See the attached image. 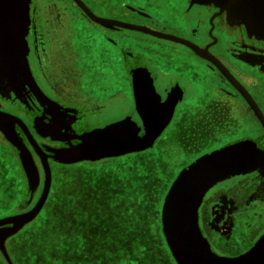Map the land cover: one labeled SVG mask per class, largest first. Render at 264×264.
Returning <instances> with one entry per match:
<instances>
[{
  "label": "flooded vegetation",
  "instance_id": "obj_1",
  "mask_svg": "<svg viewBox=\"0 0 264 264\" xmlns=\"http://www.w3.org/2000/svg\"><path fill=\"white\" fill-rule=\"evenodd\" d=\"M79 1L81 6L75 0H29L23 36L27 63L0 69V113L15 119L4 128L38 171L34 203L43 188L41 158L51 171L50 195L55 166L105 161L66 165L56 151L125 119L141 137L168 114L150 151L162 147L164 138L181 135V146L195 153L172 172L173 180L197 158L234 142L260 152L259 165L213 185L196 212L203 238L218 255L249 250L264 234V41L247 37L242 27H228L212 5L193 14L189 0ZM3 30L13 37L12 18L3 22L0 16ZM193 103V111L187 110ZM194 113L198 118L179 122V114ZM1 142L20 167L25 196L19 209L25 211L34 203L28 202L19 150L0 132Z\"/></svg>",
  "mask_w": 264,
  "mask_h": 264
},
{
  "label": "trees",
  "instance_id": "obj_2",
  "mask_svg": "<svg viewBox=\"0 0 264 264\" xmlns=\"http://www.w3.org/2000/svg\"><path fill=\"white\" fill-rule=\"evenodd\" d=\"M133 169L130 166V173L119 171L106 180L88 177L93 181L87 186L104 189L91 195L69 177H58L40 214L6 240L18 242L12 248L14 258L6 246L12 264H175L159 222L166 193L159 199ZM17 191L21 204L24 187ZM14 196L3 206L13 202ZM92 204L98 215L91 210ZM108 211L112 214L104 215ZM0 264H7L1 254Z\"/></svg>",
  "mask_w": 264,
  "mask_h": 264
},
{
  "label": "water",
  "instance_id": "obj_3",
  "mask_svg": "<svg viewBox=\"0 0 264 264\" xmlns=\"http://www.w3.org/2000/svg\"><path fill=\"white\" fill-rule=\"evenodd\" d=\"M10 1L1 0L0 16L3 22L11 20ZM75 1L80 6L82 5L79 0ZM82 8L89 15V12L83 6ZM92 18L99 20L93 16ZM115 25L159 36L143 28L121 23H115ZM2 37L5 64L12 68L15 65L14 56L19 54V51L13 47L10 30H3ZM189 47L196 54H199L196 46L189 44ZM22 59L24 60L23 57ZM227 77L233 82L229 75ZM238 89L249 100L239 87ZM258 116L260 119L262 118L261 115ZM167 118L168 114L159 116L158 120L146 129L142 137L138 136V129L128 120L107 126L102 130H95L84 136L82 144L66 156L72 158L71 160L60 159V162L96 161L141 152L151 147L153 141L164 128ZM8 119L15 120L0 113V130L5 138L19 150L18 157L27 179L30 198H32L39 184L38 172L29 154L22 150L5 130L4 126L7 124ZM261 121L264 124L263 118ZM38 152L41 154L39 150ZM63 153L60 152L62 155ZM73 155L75 156L72 157ZM245 156L242 148L237 145L224 146L195 160L184 168L172 182L163 201L161 231L176 264H264V235L245 254L227 258L212 253L208 243L200 235L196 224L192 226V221H195L193 217L196 216L197 204H199L205 192L217 182L228 178L235 171L244 172L249 164V161L245 160ZM41 162L44 173L43 188L34 206L19 214L0 219V253L7 264H12V262L6 250V240L32 222L40 214L48 199L51 188V171L46 159L41 158Z\"/></svg>",
  "mask_w": 264,
  "mask_h": 264
},
{
  "label": "rangeland",
  "instance_id": "obj_4",
  "mask_svg": "<svg viewBox=\"0 0 264 264\" xmlns=\"http://www.w3.org/2000/svg\"><path fill=\"white\" fill-rule=\"evenodd\" d=\"M195 96L197 99L199 98V96H197V95H195ZM195 107H196V103H193V104L187 106V110L193 111V109ZM190 118L196 119L198 117H196L195 113L191 114L189 118H187V115L180 116V114H179V116H178V120L180 123L181 122H187ZM125 120L127 121L128 119H125ZM122 121H124V120H121L119 122H122ZM119 122H116V123H119ZM128 122H131L137 128L135 123H133L130 120H128ZM116 123H113V124H116ZM113 124H109L107 126H110ZM0 132H1V130H0ZM138 132H139V129H138ZM89 133H91V132H89ZM89 133L84 134L83 136L80 137V139H84V136H86ZM1 134L4 137V140H6L8 143H10L5 138L3 132H1ZM218 137L219 136H217L216 139H219ZM181 139H182L181 135H179L178 140L173 136H171L170 139L164 138L163 143L161 145L162 147L157 148V150H159V151L153 149L154 151H148L147 153L120 156L118 158L116 157L117 159H115V158H103V159H100L98 161L105 160L104 162H99L98 164H95V165L94 164H84V165H75V166H70V167H58V166L56 167L55 166L54 167L55 172H54V177H53V181H52L51 193L54 191L57 178L58 177L64 178V176H66L64 178L65 180L71 179L72 184H79L81 186V188H83V190L85 192H87L88 195H91L94 193L95 194L101 193V192H103L104 189H102L101 187H99V188L95 187L97 184H95L94 186L91 187V186H87L86 183L89 181H93V179H95V177H99L102 180L103 179L106 180V178L108 176H114L116 174L118 175L119 171H121V172L124 171V172L130 173L131 172V171L129 172L130 166H132V167L134 166L133 171L141 179L145 188L148 190H151L153 194L156 193L158 195L159 199H161L163 197V195H165L164 193L167 194V192H168V190L172 184V181H173L172 172L175 174L181 166H183L184 164H188L190 162V160L188 159L189 157L195 155V153L192 150H186L181 146V144H180ZM189 148H192V147H189ZM161 150H163V155L161 154ZM8 151L9 150H6L4 147V144L1 142L0 143V203L3 202V204L0 205V219L15 215V214H19L21 212H24V211H21L19 209L20 208L19 202H21L22 199H21V196H19L18 191H17L18 188H19V190L23 189V186H24L23 178L20 174L19 166L16 164L14 156L10 153V151L9 152ZM55 153H56V156L57 155L60 156L59 155L60 153L58 151H56ZM156 157H157V159H156ZM54 158H56V157L54 156ZM112 159H114L116 161H114ZM58 162H60V161H58ZM66 165H72V164H66ZM21 169L23 171L22 166H21ZM23 173H24V171H23ZM127 173H125V174L127 175ZM241 173H245V172H241ZM24 175H25V173H24ZM90 176H93L92 180H91V178H88ZM38 177H39V175H38ZM67 177H69V179ZM116 177H118V176H116ZM167 188H168V190L166 191ZM93 189H94V192L92 193ZM10 195H12V196L15 195L13 202H10V204L7 206H3L5 203H7L8 197ZM28 198H29L28 202L32 201L34 203L37 196H35V192H34L33 197L30 198V193H29ZM163 201H164V199H163ZM17 204H19V206H18V209L16 210ZM162 206H163V203L160 206V214H159L160 224H161ZM29 209H27V210H29ZM95 209H96V207H94L92 204L91 210L93 211L94 214L98 215L97 212L95 211ZM10 212H15V213L8 214ZM110 214H112V213L111 212L104 213V215H109V216H110ZM17 244H18L17 241H12V243H10V241H7V243H6L7 250L9 251L12 258H14L12 248H15V246H17ZM209 247H210V245H209ZM242 247L243 246H241V248ZM210 249H211V247H210ZM211 251L216 256L227 257V256L218 255L212 249H211ZM246 252L241 253L239 255H236L234 257H238L240 255H243ZM169 253H170V251H169ZM170 255H171V253H170ZM234 257H227V258H234ZM2 258H3V256H2ZM172 259H173V257H172ZM173 262L176 264L174 259H173ZM14 264H16V263H14Z\"/></svg>",
  "mask_w": 264,
  "mask_h": 264
},
{
  "label": "crops",
  "instance_id": "obj_5",
  "mask_svg": "<svg viewBox=\"0 0 264 264\" xmlns=\"http://www.w3.org/2000/svg\"><path fill=\"white\" fill-rule=\"evenodd\" d=\"M22 1H24L23 4H21ZM28 1L29 0H11V18L13 21L12 42L14 45L13 46L14 49H17L19 51V54H20V55L17 54L14 56V64L18 68L25 67V65L27 63L26 57H25L26 45H25L23 36H24V28H25L24 22L27 19L26 14L28 11ZM211 5L216 10H218V14H224L225 15V22L227 23L228 27H230L232 29H234L235 27H242L245 34L247 35V37L254 38L258 41H264V0H189L188 10L193 12V14H197V12H199V10H198L199 6L204 7V6H211ZM0 7H1V0H0ZM3 52H4L3 37H2V33H0V69L6 68ZM22 57L25 60L24 63H23L24 60L22 59ZM168 100L164 101L163 106L165 103H167ZM173 101L175 102L176 100H173ZM163 131H164V128L161 130L160 134L156 137V139L161 135V133ZM154 141H153V143H154ZM153 143H152L151 147H149L143 151H148V150L150 151V149L153 146ZM228 145H237V146L241 147L242 152L245 153V155H246L245 160L249 161V164L246 166V169L244 172H247L250 169H254L257 165H259V162L261 159V154L258 151V149L255 148V146L253 147V146L246 144L245 142H241V141L234 142V143H231ZM228 145H226V146H228ZM78 146L79 145L72 147V148H69V149H65V150H58L59 153L64 152L63 155L60 154V156L62 157L61 160H67V161L71 160L72 158H67L66 156L69 155V153L71 151H73ZM143 151H141V152H143ZM65 153H66V155H65ZM138 153H140V152L131 153V154H138ZM131 154H127V155H131ZM74 156L75 155H73L72 157H74ZM97 161L98 160H96V161L83 160V161H79L76 163H63V164H77V163H81V162L94 163ZM240 173H241V171H235L229 177L235 176V175L240 174ZM217 183H219V182H217ZM197 209H198V204H197ZM197 209H196V212H197ZM196 217H197V215L195 217H193V220L195 218V221H192L193 222L192 226H194L196 224L198 231H199L200 235L202 236L201 230H200V228L198 226V222H197L198 219ZM202 238H203V236H202Z\"/></svg>",
  "mask_w": 264,
  "mask_h": 264
}]
</instances>
